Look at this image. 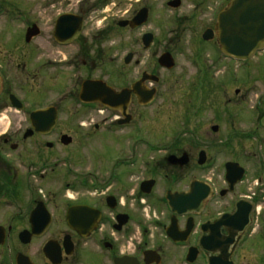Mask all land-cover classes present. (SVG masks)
Listing matches in <instances>:
<instances>
[{
	"label": "flooded vegetation",
	"instance_id": "af4514ba",
	"mask_svg": "<svg viewBox=\"0 0 264 264\" xmlns=\"http://www.w3.org/2000/svg\"><path fill=\"white\" fill-rule=\"evenodd\" d=\"M72 1L63 0L73 8L53 17L47 35L27 21L20 30L25 44L0 45V264H243L247 254L264 264L263 140L256 152L244 153V162L221 161L199 148L197 132L192 143L182 141V127L172 141H162L172 132L148 127L150 117L133 106L148 112L151 104H139L135 94L127 108L81 102L87 81L104 82L117 93L131 88L134 82L115 87L94 72L118 58L115 46L102 40L139 29L89 28L105 2ZM63 15L75 18L69 21L71 38L62 43L55 29ZM32 26L38 34L27 43ZM140 47L151 49L142 37ZM128 55L133 58L126 64ZM257 56L263 66L264 52ZM136 57L129 51L120 61L141 66ZM68 70L76 79L70 95L79 102L69 111L61 108L65 99L56 104L43 91H53L48 80L62 81ZM150 70L145 72L158 75ZM50 108L54 125L52 115L44 117L37 131L31 116ZM199 111L195 105L186 110L184 123ZM216 126L211 131L220 137ZM240 137L222 135L221 147ZM228 163L240 167L229 173Z\"/></svg>",
	"mask_w": 264,
	"mask_h": 264
},
{
	"label": "rangeland",
	"instance_id": "374dc122",
	"mask_svg": "<svg viewBox=\"0 0 264 264\" xmlns=\"http://www.w3.org/2000/svg\"><path fill=\"white\" fill-rule=\"evenodd\" d=\"M100 1L105 2L104 7L98 11V17L90 21L89 28L111 26L116 29L120 20L132 17L142 7L150 9L148 23L138 31L115 32L102 40L105 46H115L113 50L118 58L97 68L94 74L110 78L115 87H121L137 81L144 71L154 70L161 80L154 85L157 88L155 101L147 108L148 112L139 109L137 104L133 110L150 117L147 125L153 127V131L166 126L172 132L161 138L162 141H172L171 135L182 127V141L192 143V139H196L193 133H199V148L210 149L221 161L244 162V153L256 152L260 141L264 142V121L258 122L264 114V65L258 62L260 56L250 63L236 62L220 53L216 40L205 42L202 39L206 29H214L217 15L228 0H181L178 9L169 8V0H87V5ZM71 7L65 8L63 0H0V45L25 44L20 30L27 21L39 23L47 35L52 29L53 17ZM146 32H152L156 41L148 52H142L140 39ZM42 42L38 40L35 44H48ZM129 51L142 59L141 66L133 63L126 67L120 61ZM164 51L175 59L176 67L171 71L157 66V56ZM74 74L68 70L62 81L60 78L48 80L55 85L53 91L43 89L50 93L47 99L54 97L56 104L59 99H65L61 108L68 111L79 108L77 98L70 95L76 86ZM194 105L200 109L199 114L192 123L186 124L185 112ZM217 124L221 125L222 135L239 133L243 137L233 140L228 147H221L222 135L218 137L211 131V126ZM261 131L262 135L257 137V132ZM249 263L258 264L259 260L247 254L243 264Z\"/></svg>",
	"mask_w": 264,
	"mask_h": 264
},
{
	"label": "water",
	"instance_id": "95a60500",
	"mask_svg": "<svg viewBox=\"0 0 264 264\" xmlns=\"http://www.w3.org/2000/svg\"><path fill=\"white\" fill-rule=\"evenodd\" d=\"M168 6L177 9L181 6V1L174 0L169 2ZM148 16L149 12L144 8L131 20L121 21L119 26L137 29L147 23ZM74 18L75 16L63 15L57 20L55 37L58 41L62 42V39L64 40L65 38L69 41L71 38L69 35L72 34L69 29V21H73ZM76 29L80 30L81 24ZM215 30L216 32L212 29H207L202 36L203 40L213 41L216 36L220 50L226 57L236 61L251 59L257 52L264 50V0H231L229 6L219 13ZM37 32V27L32 26L26 33V42L29 43L38 34ZM153 40L154 36L152 34H145L142 38L144 48L148 49L152 45ZM132 58V55H128L125 63L129 64ZM158 63L167 70L175 67L174 58L170 53L161 55ZM146 81L158 83L159 78L144 73L141 81L135 83L130 90L125 89L120 93L115 92L103 82L87 81L82 84L79 98L83 103L101 102L110 108H119L120 106H117V103H120L121 105L123 104L124 108H127L132 94H135L140 104L147 105L154 99L156 89L148 90L141 87L142 83ZM55 114L54 108L34 113L31 116L32 124L39 131L41 126L45 125L40 120L52 115L49 125L53 126ZM212 130L217 132L218 127H213ZM204 155V152L200 154L201 157ZM235 166L238 167L237 164H227L228 172L230 173Z\"/></svg>",
	"mask_w": 264,
	"mask_h": 264
}]
</instances>
